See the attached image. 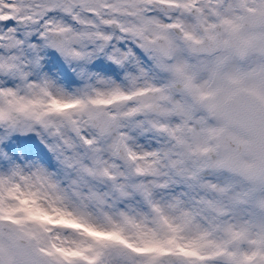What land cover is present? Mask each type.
I'll list each match as a JSON object with an SVG mask.
<instances>
[{
	"label": "snow or ice",
	"instance_id": "obj_1",
	"mask_svg": "<svg viewBox=\"0 0 264 264\" xmlns=\"http://www.w3.org/2000/svg\"><path fill=\"white\" fill-rule=\"evenodd\" d=\"M0 264H264V0H0Z\"/></svg>",
	"mask_w": 264,
	"mask_h": 264
}]
</instances>
